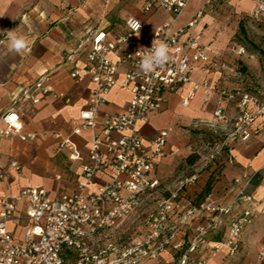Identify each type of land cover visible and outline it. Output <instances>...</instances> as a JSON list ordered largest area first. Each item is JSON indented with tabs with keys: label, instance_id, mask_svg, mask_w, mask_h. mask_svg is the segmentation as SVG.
I'll return each instance as SVG.
<instances>
[{
	"label": "built area",
	"instance_id": "obj_1",
	"mask_svg": "<svg viewBox=\"0 0 264 264\" xmlns=\"http://www.w3.org/2000/svg\"><path fill=\"white\" fill-rule=\"evenodd\" d=\"M102 1L105 6L110 3ZM137 1L143 3L145 12L158 8L167 15L155 31L153 41L157 39L169 45L171 61L152 73L139 70L141 58L153 41L138 49L125 47L138 34L128 21L140 22L139 33L143 29L142 20L136 17L128 18V31L114 39L108 38L102 22L84 34L70 29V36L78 43L68 60L73 61L81 51H85L87 59L86 66L74 68L71 77L82 82L89 76L93 83L88 105L81 110L73 130L74 135L92 131L78 190L57 198L45 187H27L15 196L2 197L0 264H71V261L74 264H147L160 262L161 255L168 249L175 252L170 264H208L220 255L235 257L240 252L244 230L264 205V198L249 191L251 177L246 175L234 180L241 187L238 195L229 201H223L214 193L197 203L188 200L185 191L196 184V174L182 179L174 189H168V194L160 196L164 188L155 171L167 156L172 129H161L146 142L142 125L162 112L165 94L187 86L190 90L184 104H188L189 98L202 88L207 97L219 96L214 117L206 123L214 132L225 130L221 125L229 120L224 100L238 104L235 129L226 133L216 151L222 155L229 142L250 139L249 127L264 113V99L246 91H217L209 81L193 79L194 68L209 71L208 52L216 41L213 36L206 42L203 30L198 29L204 10L189 23L179 25L180 16L191 0ZM251 15L256 19L264 15V0L256 1ZM52 82L53 72H45L13 96L10 106L0 115L1 138L36 139L35 132L25 131L24 123L28 115L35 113L34 108L50 96L72 102L71 97L56 92ZM118 85L131 94L125 109L101 116V107ZM251 102L256 104V111L247 109ZM55 137L60 147L75 149L70 136L56 131ZM71 158H77L75 153ZM215 158L213 154L209 161ZM11 165L21 172L17 159L11 161ZM0 177L3 178L4 173ZM152 200L154 208L146 213L143 222L144 235L131 240H124L123 236L116 238L121 224ZM23 202L27 203L25 210L21 208ZM21 223L24 237L19 241L10 226ZM214 235H220V239L211 243L209 239ZM203 253H208V257L204 258Z\"/></svg>",
	"mask_w": 264,
	"mask_h": 264
},
{
	"label": "crops",
	"instance_id": "obj_2",
	"mask_svg": "<svg viewBox=\"0 0 264 264\" xmlns=\"http://www.w3.org/2000/svg\"><path fill=\"white\" fill-rule=\"evenodd\" d=\"M109 1V5L105 6L102 0H0V115L7 110L13 96L23 86L35 82L48 71L53 72L54 90L72 99L71 103H67L63 97L50 96L34 108L35 113L28 115L24 123L25 131L35 132L36 139L25 141L19 137H0V175L4 173V177H0V211L1 198L15 196L23 188L45 187L57 198L78 190V181L88 156L92 131L74 135L73 130L76 121H79L81 110L88 105L93 83L89 76L82 82H76L71 77L74 68L86 66L87 59L85 51H81L73 61L68 60L69 54L78 43L70 36V29L74 28L84 34L102 22L108 38L114 39L118 34L128 31V18L136 17L142 20L143 29L128 41L125 47L138 49L153 41L155 31L167 18L158 8L145 12L143 3L137 0ZM208 1L191 0L180 16L179 25L189 23L199 11L205 10ZM222 1L224 2L211 1L214 9L204 14L198 27L203 30L206 42L216 36V41L211 44L208 52L211 59L210 69L207 71L196 67L192 77L197 82L209 81L217 91L233 88L234 91L245 92L237 87V84L231 83L236 82V78L226 75L221 69V66L229 65L225 59L231 49L229 33L224 30L217 31V23L222 17L218 11L222 7ZM256 1L228 0V3L224 2L229 4V9L225 11H253ZM72 8L75 10H71ZM7 30L27 36V49L20 53L11 51L8 48ZM189 90L187 86H180L176 92L165 94L162 112L149 123L142 125L146 142L159 130L172 129L166 147L167 156L155 171L166 194L168 189L172 188V180L176 177V154L185 152L181 148L185 144L183 131L192 123L211 121L218 105V94L207 97L202 88L196 91L194 97L189 98L188 104H184ZM130 97L127 89L120 85L114 87L101 107V116L123 111ZM223 106L229 120L222 124L221 128H226L227 133L235 129L234 117L238 113V104L225 99ZM247 109L253 112L257 106L251 102ZM249 130V140L237 139L229 142L228 149L218 157L224 163L219 169H216L218 165L215 163L211 172L202 167L191 175L181 177L187 178L194 174L198 176L196 184L188 186L185 191L188 200L197 203L209 193H214L223 201L232 200L238 195L241 187L240 183L234 182L236 178L246 175L251 177L258 171L264 172V113L257 117ZM56 131L70 136L75 149L60 147L55 137ZM73 153L77 156L76 159L71 158ZM15 159L22 166L20 173L11 165V161ZM209 185L211 189L207 191ZM252 193L264 198V179ZM26 206L27 203L23 202L22 210H25ZM260 208L242 234L240 252L235 257L220 255L211 259L208 264H264V256L261 257L264 252V205ZM23 226L22 223L10 226L19 241L24 237ZM219 239L220 235H214L209 240L214 243ZM202 256L206 258L208 253H203ZM174 258L175 252L168 249L161 255L160 262L149 261L147 264H170ZM71 264L74 263L71 261Z\"/></svg>",
	"mask_w": 264,
	"mask_h": 264
},
{
	"label": "rangeland",
	"instance_id": "obj_3",
	"mask_svg": "<svg viewBox=\"0 0 264 264\" xmlns=\"http://www.w3.org/2000/svg\"><path fill=\"white\" fill-rule=\"evenodd\" d=\"M224 2L228 3V0ZM224 2L220 3L222 7L218 10L222 17L217 23L219 27L217 31L224 30L229 33L231 49H229L227 58H224L230 66H221V69L226 75L237 79L236 82L232 81V84H237L236 86L242 90L264 99V15L256 19L251 15L250 10L227 12L225 10L229 9V4ZM211 4L212 2L206 4L204 14L214 9ZM226 131L214 132L206 123H192L186 127L183 131L185 144L181 147L185 152L176 154L174 166L176 177L172 180L170 189H174L184 179L181 177L195 173L196 169L204 167V170L211 172L215 163L218 165L216 169L224 164L221 159H218L220 155L216 154V151L225 140ZM227 149L228 146L224 152ZM213 154L217 158L209 161ZM192 160L194 162H191ZM163 195L165 194L161 191L160 196ZM153 202L154 200L150 201L148 206L127 218L116 230V238L123 236L124 240H131L142 237L145 233L144 218L146 213L154 208Z\"/></svg>",
	"mask_w": 264,
	"mask_h": 264
},
{
	"label": "clouds",
	"instance_id": "obj_4",
	"mask_svg": "<svg viewBox=\"0 0 264 264\" xmlns=\"http://www.w3.org/2000/svg\"><path fill=\"white\" fill-rule=\"evenodd\" d=\"M128 24L134 33H139L141 24L139 21L129 20ZM8 39V48L11 51L20 53L27 49L29 45V39L23 34H17L12 30L6 31ZM172 59L169 51V45L166 42H157V39L153 41L152 47L149 51L145 52L141 58L139 64V70L143 73L155 72L157 68L164 66Z\"/></svg>",
	"mask_w": 264,
	"mask_h": 264
},
{
	"label": "trees",
	"instance_id": "obj_5",
	"mask_svg": "<svg viewBox=\"0 0 264 264\" xmlns=\"http://www.w3.org/2000/svg\"><path fill=\"white\" fill-rule=\"evenodd\" d=\"M264 179V172L258 171L251 175V189L250 192H253V190L260 185L262 180ZM211 189L210 185L207 187V191ZM206 191V192H207Z\"/></svg>",
	"mask_w": 264,
	"mask_h": 264
}]
</instances>
